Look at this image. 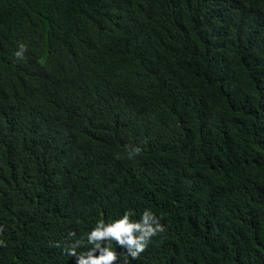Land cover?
<instances>
[{
    "label": "trees",
    "instance_id": "trees-1",
    "mask_svg": "<svg viewBox=\"0 0 264 264\" xmlns=\"http://www.w3.org/2000/svg\"><path fill=\"white\" fill-rule=\"evenodd\" d=\"M145 211L128 264H264V0H0V264Z\"/></svg>",
    "mask_w": 264,
    "mask_h": 264
},
{
    "label": "clouds",
    "instance_id": "clouds-1",
    "mask_svg": "<svg viewBox=\"0 0 264 264\" xmlns=\"http://www.w3.org/2000/svg\"><path fill=\"white\" fill-rule=\"evenodd\" d=\"M22 51L23 45L16 56H21ZM139 152V148L134 150V154ZM130 215L125 213L122 218L109 224L98 221L96 227L86 234L87 243L92 247L86 253L77 255L75 249L82 244L81 241H77L66 249L67 254L76 257V264H116L119 256L110 247L111 243L115 242L126 250L123 264H128V256L137 259L147 249L151 238L165 229L150 211H145L139 222H132ZM0 231L3 229L0 228ZM0 244H3V241H0Z\"/></svg>",
    "mask_w": 264,
    "mask_h": 264
}]
</instances>
